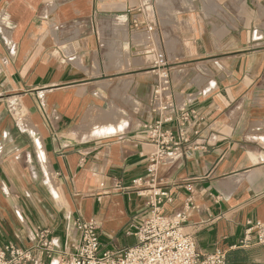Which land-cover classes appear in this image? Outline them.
Wrapping results in <instances>:
<instances>
[{"label": "crops", "instance_id": "crops-1", "mask_svg": "<svg viewBox=\"0 0 264 264\" xmlns=\"http://www.w3.org/2000/svg\"><path fill=\"white\" fill-rule=\"evenodd\" d=\"M165 71L164 99L201 122L159 167L161 214L186 217L201 255L264 264L246 233L264 225V0H0V246L39 228L72 252L79 219L102 252L137 243L151 208L123 188L156 150Z\"/></svg>", "mask_w": 264, "mask_h": 264}, {"label": "built area", "instance_id": "built-area-1", "mask_svg": "<svg viewBox=\"0 0 264 264\" xmlns=\"http://www.w3.org/2000/svg\"><path fill=\"white\" fill-rule=\"evenodd\" d=\"M138 26L136 22L135 27ZM163 78H169L168 72L162 74ZM166 91V85L161 82L155 104L160 119L146 126L148 138L156 147L149 156L147 173L123 188L129 195L148 199L146 206L151 208L150 216L137 228V243L117 256L108 251L102 252L99 225L94 220L79 219L75 225L78 236L72 245V252L62 249L54 238H50L48 230L37 228L31 237L34 242L31 248L0 246V264H46L45 259L49 260V264H53L55 259L64 264H227V254L223 251L208 255L199 253L193 235L185 232L184 215L166 217L161 214L162 207L172 202V196L161 185L159 167L173 158L182 143L189 141L191 133L199 134L201 122L196 110L187 106H172L167 98L164 99ZM175 121L178 123L176 133L164 129L165 124ZM248 225L247 235L257 230L259 242L264 243V225H252L251 222Z\"/></svg>", "mask_w": 264, "mask_h": 264}, {"label": "rangeland", "instance_id": "rangeland-1", "mask_svg": "<svg viewBox=\"0 0 264 264\" xmlns=\"http://www.w3.org/2000/svg\"><path fill=\"white\" fill-rule=\"evenodd\" d=\"M141 10H143V8L141 9ZM147 13V12H146ZM148 14V13H147ZM181 61V60H180ZM179 61V62H180ZM160 62L161 61H155V63H157V64H160ZM174 65H172V63H169L168 65H167V67H163V69H165V68H171V67H173ZM162 82H163V84H165L166 85V87H167V90H169V88H168V84H169V78L168 79H166V78H163L162 79ZM167 92V91H166ZM153 108L155 109L156 108V106L154 105V103H153ZM99 115H101V114H99ZM98 115V116H99ZM102 115H104V116H106L107 114H102ZM101 116H99L97 119H99ZM122 119V114H121V118H120V120ZM99 121V120H98ZM124 124V123H123ZM109 125V124H108ZM104 128H105V131H106V129L108 128L107 127V125H105L104 126ZM108 131V130H107ZM54 264H60V262L59 261H55V263ZM62 264H64V263H62ZM65 264H68V263H65Z\"/></svg>", "mask_w": 264, "mask_h": 264}, {"label": "bare ground", "instance_id": "bare-ground-1", "mask_svg": "<svg viewBox=\"0 0 264 264\" xmlns=\"http://www.w3.org/2000/svg\"><path fill=\"white\" fill-rule=\"evenodd\" d=\"M120 123H121V124L125 123V120H124V119H123V120L121 119V120H120ZM100 126H101V125H100ZM107 127H108V128H107L106 130H108V131H114L113 128H112V125H111V124L107 125ZM101 128H102V127H101ZM104 129H105V128H104ZM56 260H59V259H55V260L53 261V264L55 263ZM59 261H60V260H59ZM60 264H62L61 261H60Z\"/></svg>", "mask_w": 264, "mask_h": 264}]
</instances>
